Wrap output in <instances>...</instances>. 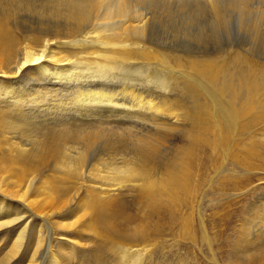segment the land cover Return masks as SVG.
Here are the masks:
<instances>
[{
  "label": "bare ground",
  "instance_id": "6f19581e",
  "mask_svg": "<svg viewBox=\"0 0 264 264\" xmlns=\"http://www.w3.org/2000/svg\"><path fill=\"white\" fill-rule=\"evenodd\" d=\"M244 49L264 55V0H0V264H156L176 227L196 244L174 203L207 147L264 172V62ZM250 218L226 264H264Z\"/></svg>",
  "mask_w": 264,
  "mask_h": 264
},
{
  "label": "rangeland",
  "instance_id": "374dc122",
  "mask_svg": "<svg viewBox=\"0 0 264 264\" xmlns=\"http://www.w3.org/2000/svg\"><path fill=\"white\" fill-rule=\"evenodd\" d=\"M223 46H225V45L222 44V46L220 47L222 50H220V52H222L221 54L226 55L224 52L227 51V49H225L226 46L225 47H223ZM223 48H224V52H223ZM172 49L179 50L181 48H176L174 46V48H172ZM17 50H18L17 53L20 52V49H17ZM244 50L245 51L248 50V51L245 52ZM244 50H242L243 52L241 54L244 55L245 57L247 56L248 60H253L256 63L257 62L258 63L264 62L263 61L264 55L260 54L259 52L257 53L255 50L252 51L249 49H244ZM192 52H194V51H192ZM213 52L214 51H212V50H210V51L208 50V52L206 54H214ZM201 53L202 52H200V54ZM203 53L205 54V52H203ZM258 58H260V59H258ZM199 85L201 86V83ZM202 86H204V85H202ZM174 93H177V92L174 91ZM182 99H186V98L182 97ZM183 101H185V103H187L186 100H183ZM187 105H189V104H187ZM45 114L41 113V118L42 117L44 118ZM131 123H132L131 126H133V127L129 126L128 128H131V130H135V131H136V128H139L140 125L142 127L145 126V125H143V123H139L138 121H133ZM43 127H45V126H43ZM164 132H165V134H164ZM177 132H178V130H176V132H174L171 136L169 135L168 131L167 132L162 131L161 133H163L164 136H167V137L170 136L171 138H173L172 141L174 143H176V142H179L180 140L183 139V133L181 131H179L178 133ZM256 135L262 141L261 143H259L257 145L256 150H257V152H259V155H262V154L264 155V145H263L264 144L263 143L264 142V133L262 134V132L257 131ZM167 137H165V138L167 139ZM131 144H132V142L130 143L129 147H131ZM166 145H167V143H166ZM260 147H262V148H260ZM97 149L95 150V152L97 151ZM162 150H163V152H162ZM223 150H224L223 147H222V149L217 148V151L215 154L213 151H210V149L207 147V150L204 152V155L202 156V157H204V159H203L204 162H201L202 163L201 166L194 168V172L197 175V179H199V180H197V182H198L199 186H201L200 187L201 195H199L200 193L196 194L197 196L195 195V198H192V199H189L188 197H187L188 198L187 199V198L182 196L184 200L180 196V198L178 197L179 202L175 201V203H174L175 208L177 209V213H176L177 216H180V214H181L183 217L186 215L185 218L188 220H190V218H191L192 221L190 220L189 224H190V228L192 230V233L195 234L194 236H196L195 237V241H197L196 244H192L188 239H186V237L184 238L185 235L182 234L183 232L181 230H179L178 227H176V229L173 228L174 231H173L172 235L162 234L164 239L159 238V240L158 239L154 240V243L157 242L156 258H155L156 264H183V262H185L184 264H226L225 261H226L227 257L225 255V253L229 249H227L225 247V246H227V244L226 245L224 244L225 239L228 238V239L233 240L232 237H234L235 233L238 232L237 230L240 229L241 231H243L245 226H248L249 219H251L250 216L254 212H257L258 210L264 208V202L262 203V200L264 199V196H263L264 195L263 194L264 193V172H262V174H261V173H258L256 171L252 172V170H248V173H247V171H245L244 169L237 167L235 164H233L231 162L232 159L231 160L228 159L222 165V161H223V153L222 152H223ZM167 152H168V154H167ZM163 153L165 156L163 155ZM169 153L171 154L169 149L166 150L165 148H163L157 153V155H159V156L156 155L155 158L156 159H165L169 155ZM211 160H212V162H211ZM252 161L256 162V160H254V158H252ZM220 167H222V168H220ZM221 169H223V170H221ZM232 172H234L236 174H234ZM222 175H224L223 178H227L231 182H229L227 184H223L224 186L221 188L219 179L221 178L220 176H222ZM258 178H260L262 180L258 181L257 180ZM209 184H210V187H208ZM203 192H204L205 196L201 197ZM181 200H183L182 202H184V201H187V202L190 201V202L187 205L186 203H182ZM134 203L135 202L132 199H131V201L129 200V206L131 207V209H134L137 207L136 204H134ZM199 203H200V205H199ZM189 206H191V208ZM250 207L253 208L252 209L253 211L251 210ZM251 212H252V214H251ZM249 214H251V215H249ZM188 215L190 218H188ZM199 215H200V217H199ZM248 216H249V218H247ZM245 217H246V219H243ZM155 218H156V216L152 218L151 222L158 221V219L157 218L155 219ZM199 219L203 223L208 237L211 239V241H213L212 249L215 252L214 262H209V260H211L210 252L207 248V245L202 242V233H201V229H200ZM245 220L247 222H245ZM243 223H245V224H243ZM227 226H229V227H227ZM192 227L194 229H192ZM43 232H45V230ZM221 233H223V234L226 233V235L224 237H222ZM160 240H162V241H160ZM200 242H202V243H200ZM169 249H170V251H169ZM43 252H42V254H43ZM157 252H158V254H157ZM170 255H173V256L175 255L174 257L176 259L174 257L171 258ZM189 255H191V256H189ZM181 257H182V259H181ZM167 258H169V259H167ZM177 258H179L180 260L178 259V261H177ZM166 259L169 262H167ZM185 259H186V261H185ZM143 264H145V263H143Z\"/></svg>",
  "mask_w": 264,
  "mask_h": 264
}]
</instances>
